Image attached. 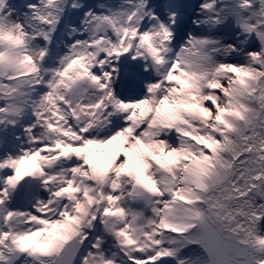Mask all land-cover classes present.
<instances>
[{
  "label": "snow or ice",
  "instance_id": "snow-or-ice-1",
  "mask_svg": "<svg viewBox=\"0 0 264 264\" xmlns=\"http://www.w3.org/2000/svg\"><path fill=\"white\" fill-rule=\"evenodd\" d=\"M65 3L29 4L37 28L0 0V133H23L0 137V264H264V0H205L237 44L189 36L171 58L145 0L89 12L45 68ZM125 55L157 76L135 100L114 88Z\"/></svg>",
  "mask_w": 264,
  "mask_h": 264
},
{
  "label": "bare ground",
  "instance_id": "bare-ground-1",
  "mask_svg": "<svg viewBox=\"0 0 264 264\" xmlns=\"http://www.w3.org/2000/svg\"><path fill=\"white\" fill-rule=\"evenodd\" d=\"M148 0H145V3ZM66 3L69 4L67 9L63 8L62 13L65 14V19L69 17V15L78 14L75 21H67L69 23L66 25L60 32H54L52 35V42L48 44L45 42V44L42 45V47H47L48 49H51L53 47L54 49L58 50V56H62L67 53L69 46L75 42L77 39H87L88 33L84 30V20L86 18V13H93L95 15H107L112 12L117 11H124V10H132L134 5L139 3V0H66ZM76 3L79 6L78 7H72V4ZM204 3L202 0H193L191 3V6L188 7V9L182 10V13H176L171 10V3H168L167 0H151L149 5L146 6L145 11L150 12L151 16H145L143 20L141 21L139 25V29L141 31H147L153 27V25L156 23L155 20L152 19V16L156 17L157 20L161 23L166 24L167 26L169 21L173 19H178V22H181L182 24L186 23L185 28L182 32L180 31V27H177V29H170L173 33L172 40L171 41H180L184 42L186 45L189 36L193 37H205L206 35L198 30V27H201L202 25H198L195 29L196 31H193V27L191 28L190 25L187 22V19H190L191 16H193L192 11H194L193 8L200 7L201 13L206 16L208 19V13H206L202 8L201 5ZM223 2L221 5H217V10L223 9ZM63 6V5H62ZM196 9V8H195ZM199 9V10H200ZM11 12V18L16 20L17 22L25 23L27 24H34L37 28L39 27H47L44 25H39L38 22L34 21L29 16H23L21 11L16 9ZM196 15H194L195 17ZM199 15H197L198 17ZM206 20V19H205ZM181 24V25H182ZM217 29V32H215V35L217 36L218 40L221 43H225V41L221 40L223 36H220L222 31L229 28L234 35H237L239 29L235 26L234 21L229 18L224 23L220 25L214 26ZM72 29H76L75 32L72 31ZM57 30V29H56ZM227 39H232L229 35H226ZM41 39V38H40ZM170 43V42H169ZM255 44V40H253L249 46H253ZM170 45V44H169ZM258 44H256V47ZM175 51V48L172 50L171 54ZM220 60L228 61V57L220 56L218 57ZM59 58H56L54 63L44 61V67L45 68H52L58 66ZM119 69L118 77L116 78L114 88L116 93L125 100H135L137 98L142 97L145 94L146 90H141L140 83L142 81H152L157 79L156 73L152 70L145 71V62L143 60L137 59L132 60L130 56L125 55L120 58L119 62L115 65ZM134 91H140L141 95L138 97L132 98V93ZM27 120L25 121V123ZM15 135H23L21 127H17L15 129H9L7 133H0V137L6 136L8 140V147L15 149L19 142L13 139ZM27 208L24 207L22 209L24 210H30L31 203H25ZM12 207H15L12 205ZM264 227V223H262L259 226V231L262 234L261 230ZM264 232V231H263ZM264 234V233H263ZM164 264H172L170 261H165Z\"/></svg>",
  "mask_w": 264,
  "mask_h": 264
},
{
  "label": "rangeland",
  "instance_id": "rangeland-1",
  "mask_svg": "<svg viewBox=\"0 0 264 264\" xmlns=\"http://www.w3.org/2000/svg\"><path fill=\"white\" fill-rule=\"evenodd\" d=\"M192 1L193 0H167L168 3H171V10L176 12V13H182L181 12L182 10L188 9V7L191 6ZM202 1L205 2V0H202ZM222 2L224 3L223 7H226V6H231L233 0H217V5H221ZM29 4H35V5L39 6L40 5V0H26L25 4L22 5V6L18 5V0H7V10L8 11H14V10L18 9V10L21 11L23 16L32 17L33 9H30L28 7ZM195 8H193L194 11H192L193 16H191L190 19H187V22L190 25V27L191 28L193 27V29H195L198 25H202L201 27H198V30L202 31L206 35L205 37H207L209 39L218 40L217 36L215 35V32H217V29L212 24L203 23V21H205V19H207L206 16L203 15V13H201L200 7H195ZM194 15H196V16L194 17ZM197 15H199V16L197 17ZM76 18H77V16L75 18H73L72 21H75ZM177 20L178 19H173V20L169 21V23H168L169 28L170 29H177V27H180V31L179 32H182L184 30V28H185L186 23L184 21V23L182 24L181 22H178ZM193 31H196V29L193 30ZM226 35H229L230 37H232V39H227ZM220 36H223L221 38V40L225 41V43H222L224 45L237 44V35H234V33L229 28L223 30ZM241 39H242V37H241ZM35 44H37L40 47H42V45L45 44V42L43 41L42 38L41 39L38 38L37 41L35 42ZM169 44H170L169 47L172 50L175 48V51L172 54L171 53L169 54L170 58L174 57L175 53L179 52L181 47L185 46V44H184V42H182V40H180V41H176V40L175 41H170ZM256 44H257V42L255 41V44L253 46H249L248 45L247 47H248L249 50L255 49L256 48ZM237 46L239 47V45H237ZM48 50L49 51H48V55L46 56V61L54 63L56 58H60L61 57V56L57 57L58 56V50L54 49L53 47H51V49H48ZM227 57H228V61L227 62L235 63V62H243V60H244V57L241 54H239V53H233L232 55L227 56ZM152 81H145V80L142 81L140 83L141 90H145V84L148 83V82H152ZM140 95H141L140 91H134L132 93V98L134 99V97H138ZM25 203L29 204L31 202L28 201V200H24V199H21L20 197H18L13 202L12 205L17 207V208H21V207L22 208H24V207L27 208ZM263 229H264V227H263ZM261 231H262V234H263L264 230H261Z\"/></svg>",
  "mask_w": 264,
  "mask_h": 264
}]
</instances>
